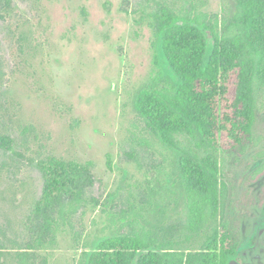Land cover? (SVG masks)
Instances as JSON below:
<instances>
[{
    "label": "rangeland",
    "instance_id": "obj_1",
    "mask_svg": "<svg viewBox=\"0 0 264 264\" xmlns=\"http://www.w3.org/2000/svg\"><path fill=\"white\" fill-rule=\"evenodd\" d=\"M160 4L219 22L236 11L234 0H0V264L20 252L27 264H83L97 242L132 231L177 251L205 241L214 222L189 230L200 205L178 178L180 152L133 106L156 71L149 14ZM255 96L250 140L216 153L225 190L214 226L231 232L241 264H264V85ZM51 160L81 174L66 196L82 187V202L63 219L40 206Z\"/></svg>",
    "mask_w": 264,
    "mask_h": 264
},
{
    "label": "trees",
    "instance_id": "obj_2",
    "mask_svg": "<svg viewBox=\"0 0 264 264\" xmlns=\"http://www.w3.org/2000/svg\"><path fill=\"white\" fill-rule=\"evenodd\" d=\"M234 2V15L220 22L215 15L177 14L158 5L149 14L154 22L156 71L133 101L147 130L163 146L180 152L178 178L200 205L190 208L192 232L200 230L207 218L215 224L225 190L216 153L239 151L250 140L256 120L255 91L264 85V0ZM180 136L188 145L179 142ZM42 173L40 206L56 210L62 219L66 211H76L82 187L66 196L67 186L81 178L76 168L51 160ZM214 224L199 249L153 247L147 235L132 231L97 242L84 252L83 264H227L240 249L226 225ZM18 256L19 264H27L26 252Z\"/></svg>",
    "mask_w": 264,
    "mask_h": 264
},
{
    "label": "water",
    "instance_id": "obj_3",
    "mask_svg": "<svg viewBox=\"0 0 264 264\" xmlns=\"http://www.w3.org/2000/svg\"><path fill=\"white\" fill-rule=\"evenodd\" d=\"M227 264H241V262L238 259V254H236L234 257L230 258Z\"/></svg>",
    "mask_w": 264,
    "mask_h": 264
}]
</instances>
